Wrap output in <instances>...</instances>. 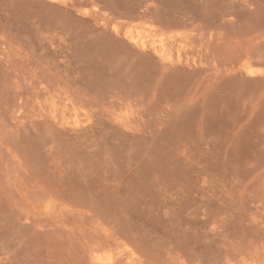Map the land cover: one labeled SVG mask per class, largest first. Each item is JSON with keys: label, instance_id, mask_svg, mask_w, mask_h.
<instances>
[{"label": "rangeland", "instance_id": "374dc122", "mask_svg": "<svg viewBox=\"0 0 264 264\" xmlns=\"http://www.w3.org/2000/svg\"><path fill=\"white\" fill-rule=\"evenodd\" d=\"M0 264H264V0H0Z\"/></svg>", "mask_w": 264, "mask_h": 264}, {"label": "bare ground", "instance_id": "6f19581e", "mask_svg": "<svg viewBox=\"0 0 264 264\" xmlns=\"http://www.w3.org/2000/svg\"><path fill=\"white\" fill-rule=\"evenodd\" d=\"M136 40H137V39H136ZM140 41H142V40H140ZM136 43L138 44L139 42L136 41ZM136 43H135V44H136ZM140 44H141V43H140ZM142 45L144 46V42L142 43ZM138 46H139V45H138ZM161 47H162V46H161ZM162 51H163V50H162ZM158 52H159V51H158ZM160 53H161V52H160ZM163 53H164V52H163ZM161 54H162V53H161ZM164 54H165V53H164ZM161 58H162V57H161Z\"/></svg>", "mask_w": 264, "mask_h": 264}]
</instances>
